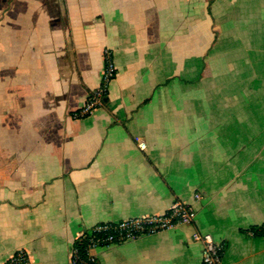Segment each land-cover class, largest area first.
<instances>
[{"label": "crops", "instance_id": "obj_1", "mask_svg": "<svg viewBox=\"0 0 264 264\" xmlns=\"http://www.w3.org/2000/svg\"><path fill=\"white\" fill-rule=\"evenodd\" d=\"M177 203L193 224L98 264H202L196 231L264 264V0H0V264H75L94 227Z\"/></svg>", "mask_w": 264, "mask_h": 264}, {"label": "built area", "instance_id": "obj_2", "mask_svg": "<svg viewBox=\"0 0 264 264\" xmlns=\"http://www.w3.org/2000/svg\"><path fill=\"white\" fill-rule=\"evenodd\" d=\"M105 73L102 84L88 97L85 105L74 115L75 118L86 117L91 112L105 104L109 84L116 78L117 69L109 53L105 58ZM143 149V144H140ZM202 196L196 195L200 200ZM197 216L196 210L187 204L177 203L164 213L151 216L129 218L116 223H107L94 227L89 232L78 237L73 247V262L75 264H98L92 254L95 249L109 248L115 245L155 235L175 228L181 224H193ZM193 239L202 243L204 254L202 264H222L225 244L216 241L211 234L196 231ZM5 264H32L29 254L19 250L10 256Z\"/></svg>", "mask_w": 264, "mask_h": 264}, {"label": "trees", "instance_id": "obj_3", "mask_svg": "<svg viewBox=\"0 0 264 264\" xmlns=\"http://www.w3.org/2000/svg\"><path fill=\"white\" fill-rule=\"evenodd\" d=\"M90 96V95H89Z\"/></svg>", "mask_w": 264, "mask_h": 264}]
</instances>
